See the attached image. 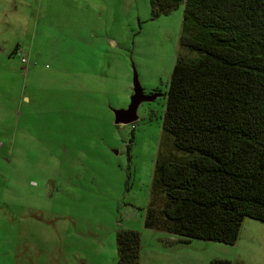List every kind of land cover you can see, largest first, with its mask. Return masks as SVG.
Wrapping results in <instances>:
<instances>
[{
    "label": "rangeland",
    "instance_id": "obj_1",
    "mask_svg": "<svg viewBox=\"0 0 264 264\" xmlns=\"http://www.w3.org/2000/svg\"><path fill=\"white\" fill-rule=\"evenodd\" d=\"M184 9L0 0V264H118L120 230L140 233L139 264H264L251 217L234 244L145 226ZM135 70L162 95L116 124Z\"/></svg>",
    "mask_w": 264,
    "mask_h": 264
},
{
    "label": "trees",
    "instance_id": "obj_2",
    "mask_svg": "<svg viewBox=\"0 0 264 264\" xmlns=\"http://www.w3.org/2000/svg\"><path fill=\"white\" fill-rule=\"evenodd\" d=\"M180 5L145 226L234 244L246 217L264 222V0H151L156 16ZM117 250L139 264L140 233L120 230Z\"/></svg>",
    "mask_w": 264,
    "mask_h": 264
},
{
    "label": "water",
    "instance_id": "obj_3",
    "mask_svg": "<svg viewBox=\"0 0 264 264\" xmlns=\"http://www.w3.org/2000/svg\"><path fill=\"white\" fill-rule=\"evenodd\" d=\"M161 95V92L151 95L146 94L139 80L138 73L135 70L133 80V95L131 97L130 105L127 109L115 110V123L130 124L135 122L136 120H138V109L140 105L146 101H153Z\"/></svg>",
    "mask_w": 264,
    "mask_h": 264
},
{
    "label": "built area",
    "instance_id": "obj_4",
    "mask_svg": "<svg viewBox=\"0 0 264 264\" xmlns=\"http://www.w3.org/2000/svg\"><path fill=\"white\" fill-rule=\"evenodd\" d=\"M22 62L24 63V65H26V67H28V65H29V63H30L29 58H28L27 56H24V57L22 58ZM26 67H25V68H26Z\"/></svg>",
    "mask_w": 264,
    "mask_h": 264
},
{
    "label": "flooded vegetation",
    "instance_id": "obj_5",
    "mask_svg": "<svg viewBox=\"0 0 264 264\" xmlns=\"http://www.w3.org/2000/svg\"><path fill=\"white\" fill-rule=\"evenodd\" d=\"M158 92H160V91L159 90H154L153 92H149V93H146V94L151 95V94H155V93H158Z\"/></svg>",
    "mask_w": 264,
    "mask_h": 264
}]
</instances>
